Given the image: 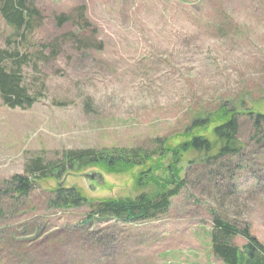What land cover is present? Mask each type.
<instances>
[{
    "label": "rangeland",
    "instance_id": "374dc122",
    "mask_svg": "<svg viewBox=\"0 0 264 264\" xmlns=\"http://www.w3.org/2000/svg\"><path fill=\"white\" fill-rule=\"evenodd\" d=\"M32 1L41 19L29 45L15 41L0 13V50L43 53L23 68L24 84L38 98L33 107L11 109L0 94L2 190L37 157L148 148L158 137L177 145L182 139L173 136L202 108L242 98L264 113V0ZM78 13L86 26L74 20ZM64 14L72 17L61 25ZM75 36L92 42L82 46ZM239 123L241 153L218 163L189 156L188 185L157 221L87 224L88 206L53 209L44 190L60 184L88 199H136L145 189H136L131 175L103 173L96 182L88 170L47 181L19 202L15 194L1 196L0 264H223L210 249L212 211L264 246V125L258 132L249 115Z\"/></svg>",
    "mask_w": 264,
    "mask_h": 264
},
{
    "label": "trees",
    "instance_id": "16d2710c",
    "mask_svg": "<svg viewBox=\"0 0 264 264\" xmlns=\"http://www.w3.org/2000/svg\"><path fill=\"white\" fill-rule=\"evenodd\" d=\"M83 10V9H81ZM0 13L5 22L14 31L15 41L30 44V36L38 27L41 12L32 0H2ZM72 15H61V25L70 22ZM74 20L82 26L87 25L83 13H78ZM82 46L89 47L91 39L76 37ZM52 52L57 55L58 44H50ZM101 50L103 46H97ZM43 60V53L31 55L28 50L19 48L0 50V94L3 103L11 108L30 109L38 102L37 96L30 94L24 84L23 68L33 61ZM11 62V67L5 63ZM249 103L242 98L220 104L215 110L202 108L193 115L192 121L185 130L173 136L182 139L177 145L169 142L170 138L158 137L151 147H106L102 149H73L64 151L57 160L47 161L37 157L26 166L25 175H15L6 182L7 190L0 189L1 196L15 194V201L30 198L33 192L43 189L47 181L59 182L72 174H91V181L102 180L103 173L109 175H131L136 189H145L136 199L100 198L88 199L85 193L77 188L58 185L55 189L44 190L50 195L49 205L53 209H78L88 206L90 213L86 223L102 219H114L125 224H141L157 221L170 210L173 199L177 198L188 185L186 166L195 163L188 157L204 154L208 162L218 163L221 159L234 156L243 150L238 140L240 116L253 117L255 129L262 132L264 113H255ZM264 131V130H263ZM211 155V156H210ZM220 167V166H219ZM102 187L103 184H100ZM1 209V208H0ZM2 210H0L1 212ZM213 229L210 235L211 253L223 264H264V246L255 238L249 229L241 228L224 221L212 211ZM237 237L247 241L243 247L235 243Z\"/></svg>",
    "mask_w": 264,
    "mask_h": 264
}]
</instances>
